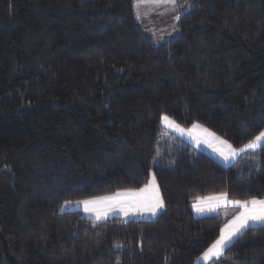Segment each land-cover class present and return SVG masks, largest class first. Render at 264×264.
Listing matches in <instances>:
<instances>
[{"label": "trees", "instance_id": "1", "mask_svg": "<svg viewBox=\"0 0 264 264\" xmlns=\"http://www.w3.org/2000/svg\"><path fill=\"white\" fill-rule=\"evenodd\" d=\"M134 0H0V264H197L224 210L264 199V143L222 164L161 125L198 124L240 148L264 129V0H191L153 44ZM152 219L83 217L68 203L138 189ZM207 264H264V225Z\"/></svg>", "mask_w": 264, "mask_h": 264}, {"label": "snow or ice", "instance_id": "2", "mask_svg": "<svg viewBox=\"0 0 264 264\" xmlns=\"http://www.w3.org/2000/svg\"><path fill=\"white\" fill-rule=\"evenodd\" d=\"M144 0H138V3H142ZM161 2V0H156ZM165 3L175 4V0H163ZM161 121L166 126H171L176 130L183 132L175 121L171 120L167 115L161 116ZM199 125H193V128H198ZM207 133V129H203ZM219 143V147L216 150L225 160L230 157L234 158L240 151L255 150L264 143V131H261L242 149H235L226 140H220L219 137H215L213 133H208ZM197 203L193 205L197 212L214 211L220 202L232 204L239 207V211L232 217L221 229L219 237L214 243L202 254V259L207 264V261L214 256H219L231 243L234 237H236L242 230L251 225H264V199L252 198L249 200H228L227 193H220L218 195L207 196L203 198H197ZM69 202H66V204ZM78 203H82L85 212H92L95 215V220H101L107 218V215L113 209H118L123 215L127 216L130 213L136 214L140 212H148L155 215L159 208H162L163 201L160 199L159 191L155 187V178L153 177L144 188L139 189L136 192L124 191L116 192L111 196L98 197L94 200H85Z\"/></svg>", "mask_w": 264, "mask_h": 264}, {"label": "rangeland", "instance_id": "3", "mask_svg": "<svg viewBox=\"0 0 264 264\" xmlns=\"http://www.w3.org/2000/svg\"><path fill=\"white\" fill-rule=\"evenodd\" d=\"M190 2L191 0H175V4H172L165 3L163 0H161V2H156V0H144V2L138 3V0H134V20L153 44L160 45L168 39L179 35L177 20L183 12L190 8ZM161 125L165 130H168L172 135L179 138L193 141L192 134L196 135V133L192 131L194 128L187 129L188 127L185 128L180 126V128L184 130L180 132L171 126H166L162 121ZM200 127L204 128L203 126ZM207 133H213L215 137H217V135L210 130H207Z\"/></svg>", "mask_w": 264, "mask_h": 264}, {"label": "crops", "instance_id": "4", "mask_svg": "<svg viewBox=\"0 0 264 264\" xmlns=\"http://www.w3.org/2000/svg\"><path fill=\"white\" fill-rule=\"evenodd\" d=\"M200 126V125H199ZM191 129L193 128V125L188 127L187 129ZM205 128V127H204ZM202 127H198V129H193V133H196V135L192 134V140H187V139H184L186 141H188L189 143H191L194 147L206 152L208 155H210L212 158H214L215 160L221 162L222 164H228V163H231L235 160V158L242 152L240 151L234 158H229L228 160H225L223 159V157L214 149L218 148L219 147V143L218 141H216L212 136L208 135V133H205L203 131ZM208 130V129H207ZM264 130V129H263ZM262 130V131H263ZM198 135V136H197ZM219 137V136H217ZM220 140H223L221 137H219ZM183 139V138H182ZM195 141V142H194ZM247 144V143H246ZM242 147L240 148H235V149H242ZM154 177V175L151 173L150 176H149V179L148 181L146 182V184L149 183V181ZM155 178V177H154ZM144 184L143 186H141L140 188L138 189H128V190H120V192H124V191H133V192H136L138 191L139 189L141 188H144V186L146 185ZM155 187L158 189L159 191V188H158V185H157V182H156V179H155ZM118 192V191H116ZM115 192V193H116ZM114 194V193H113ZM113 194H110V195H104V196H99V197H105V196H111ZM159 196H160V199L162 200L161 198V195H160V191H159ZM98 197H94V198H88L87 200H94ZM228 199V198H227ZM86 199H83V200H76V201H73V202H69L68 206L66 208L68 209H76V210H80L83 217L85 218H88V219H92V220H95V215L92 213V212H85L84 210V206L82 203H78V202H81V201H85ZM230 200V199H228ZM198 201L197 199H195L193 202H191L190 204V207H191V211L193 213L194 216H202V215H207V214H212V213H216L220 210H224V214H225V220H224V223L222 225V227L230 220L232 219L233 216H235L237 214V212L240 210L238 206H235V205H232V204H227V203H224V202H220L219 205L215 208L214 211H204V212H197L196 209L193 207L194 204H196ZM164 205V203H163ZM164 209V206L162 208H159L156 212L155 215H152L151 213H148V212H140V213H136V214H129L127 216L123 215L118 209H113L112 211H110L107 215V218L105 219H101V220H98V221H104L108 218H111V217H114V216H118L120 217L121 220H127V219H130V218H134V219H152L154 218L156 215H158L160 212H162V210ZM96 221V220H95ZM257 225H260V224H256V225H251V226H257ZM221 227V228H222ZM245 230V229H244ZM242 230V232L244 231ZM240 234V233H239ZM238 234V235H239ZM220 235V234H219ZM237 235V236H238ZM236 236V237H237ZM219 237V236H218ZM235 238V237H234ZM233 238V239H234ZM214 243V242H213ZM212 243V244H213ZM211 244V245H212ZM210 245V246H211ZM209 246V247H210ZM208 247V248H209ZM207 248V249H208ZM206 249V250H207ZM205 250V251H206ZM204 251V252H205ZM203 252V253H204ZM202 253V254H203ZM202 254H200L196 260H195V263L197 264H205V261L201 258L202 257ZM217 256H214L212 258H215ZM211 258V259H212ZM210 259V260H211ZM209 261V260H208ZM207 261V262H208Z\"/></svg>", "mask_w": 264, "mask_h": 264}]
</instances>
